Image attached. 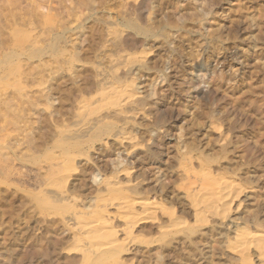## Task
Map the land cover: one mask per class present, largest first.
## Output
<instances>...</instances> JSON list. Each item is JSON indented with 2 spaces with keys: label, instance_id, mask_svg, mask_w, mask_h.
Here are the masks:
<instances>
[{
  "label": "rangeland",
  "instance_id": "rangeland-1",
  "mask_svg": "<svg viewBox=\"0 0 264 264\" xmlns=\"http://www.w3.org/2000/svg\"><path fill=\"white\" fill-rule=\"evenodd\" d=\"M0 264H264V0H0Z\"/></svg>",
  "mask_w": 264,
  "mask_h": 264
},
{
  "label": "bare ground",
  "instance_id": "bare-ground-1",
  "mask_svg": "<svg viewBox=\"0 0 264 264\" xmlns=\"http://www.w3.org/2000/svg\"><path fill=\"white\" fill-rule=\"evenodd\" d=\"M108 245V244H107Z\"/></svg>",
  "mask_w": 264,
  "mask_h": 264
}]
</instances>
